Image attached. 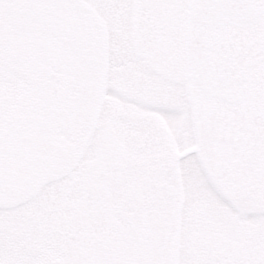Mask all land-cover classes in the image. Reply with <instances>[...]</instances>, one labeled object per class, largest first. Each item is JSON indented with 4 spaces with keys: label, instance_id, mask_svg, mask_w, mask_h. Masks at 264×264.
Listing matches in <instances>:
<instances>
[{
    "label": "rangeland",
    "instance_id": "374dc122",
    "mask_svg": "<svg viewBox=\"0 0 264 264\" xmlns=\"http://www.w3.org/2000/svg\"><path fill=\"white\" fill-rule=\"evenodd\" d=\"M91 1L117 38L112 65L123 63L128 70L123 76L131 74L135 43L151 45V50L158 49L163 58L176 62L190 0ZM164 29L169 34L164 44L167 52L156 44ZM139 55L143 59L145 50ZM146 64H141L144 72L140 82L154 73V67ZM87 72L85 57L45 25L21 18L0 19V264H82L85 253L73 241V230L83 232L89 246L95 238L108 242L119 229L115 201L91 206L76 191L86 188L80 183L91 171L87 166L94 148L87 150L85 139L92 129H97L94 136L98 137L104 127L103 117L93 123L102 111L99 103L94 107L86 98ZM90 85L100 92L125 87L122 82L105 84L99 80ZM130 106L124 112L127 116L131 115ZM175 112H162L165 124L174 126ZM189 145L187 139L185 147ZM203 150L211 167L217 157L213 144L203 141ZM167 165L153 162L152 170L167 172ZM173 169L171 163V173ZM187 170L186 185L191 189L186 209L203 210L196 221L192 216V222L184 223V243L176 258L161 252L162 244L157 240L153 241L156 247L149 249L137 241L141 234L139 216L138 231L131 237L129 230L115 249H110L108 264H162L165 255L166 264H264V209L242 198L232 202L233 207L240 204L238 209L230 207L226 198H216L217 187L205 175L199 177L197 171ZM169 209L162 206L151 212L157 230L165 227L164 215ZM210 210H214L213 215Z\"/></svg>",
    "mask_w": 264,
    "mask_h": 264
},
{
    "label": "flooded vegetation",
    "instance_id": "af4514ba",
    "mask_svg": "<svg viewBox=\"0 0 264 264\" xmlns=\"http://www.w3.org/2000/svg\"><path fill=\"white\" fill-rule=\"evenodd\" d=\"M85 1L92 6V11L81 10L75 0H0V19L21 18L43 24L87 61L86 98L94 107L100 104L98 109L102 113L93 123L103 117L104 127L98 137L94 136L97 129H92L85 139L87 150L94 148L89 160L91 165L87 166L91 171L80 183L86 188L75 190L91 206L115 201L119 229L110 235L108 242L104 238L92 239L90 247L83 232L81 235V231L73 230V241L85 253L82 264H108L110 249L114 250L129 230L130 236L138 231L139 216L141 234L137 241L149 249L157 240L158 245L162 244L161 252L176 258L184 243V223L192 222V216L196 221L203 210L201 207L186 209L191 189L186 185V169L197 171L199 177L205 175L217 187L216 198H226L230 207L242 198L253 200L264 209V0H246L260 10V18L252 26L240 27L230 22L207 26L198 11L189 23L186 10L183 45L176 62L170 57L163 58L158 49L151 50V45L144 47L135 43L130 76L122 75L128 71L123 63L112 65L117 38H113L92 1ZM200 26H205L201 31L208 62L217 75L223 73L228 79L232 95L229 99L206 96L187 80L190 65L186 59V41L195 38ZM168 36L165 32L156 40L162 51H168L164 45ZM142 50H145L143 59L139 55ZM140 63H147V68L154 67V73L143 82L139 80L144 72ZM98 80L105 84L122 82L125 87L122 91L109 88L100 92L95 85H90ZM129 105L131 115L127 116L124 112ZM122 106L125 107L122 109ZM109 107L114 108L113 112ZM166 109L176 111L174 126L164 122L162 112ZM187 139L190 145L185 147ZM93 140H96L94 145ZM203 141L212 143L215 155H220L211 167ZM152 161L157 165L160 161L168 163L167 172H154ZM171 163L174 164L172 173ZM241 178L245 180L239 181ZM162 206L170 209L164 215L165 227L157 230L151 212ZM238 207L240 204L233 208ZM140 210H144L141 215ZM213 212L210 210L212 215ZM93 241L95 249L91 248ZM165 258L166 255L162 264H166Z\"/></svg>",
    "mask_w": 264,
    "mask_h": 264
},
{
    "label": "water",
    "instance_id": "95a60500",
    "mask_svg": "<svg viewBox=\"0 0 264 264\" xmlns=\"http://www.w3.org/2000/svg\"><path fill=\"white\" fill-rule=\"evenodd\" d=\"M78 0V6L86 9L88 5ZM89 8V7H88ZM90 9V8H89ZM198 11L201 20L209 26L213 23L221 26L231 22L239 26H249L260 18V10L244 0H194L190 4L189 21L194 12ZM201 26L194 40H188L186 46L187 60L191 63L188 79L206 96L229 99L231 90L225 74H216L214 67L206 58V48L203 45Z\"/></svg>",
    "mask_w": 264,
    "mask_h": 264
},
{
    "label": "trees",
    "instance_id": "16d2710c",
    "mask_svg": "<svg viewBox=\"0 0 264 264\" xmlns=\"http://www.w3.org/2000/svg\"><path fill=\"white\" fill-rule=\"evenodd\" d=\"M244 254V253H243Z\"/></svg>",
    "mask_w": 264,
    "mask_h": 264
}]
</instances>
